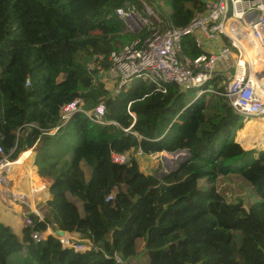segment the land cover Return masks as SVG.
Here are the masks:
<instances>
[{"label": "trees", "instance_id": "16d2710c", "mask_svg": "<svg viewBox=\"0 0 264 264\" xmlns=\"http://www.w3.org/2000/svg\"><path fill=\"white\" fill-rule=\"evenodd\" d=\"M145 1L175 27L205 4ZM127 2L0 0V149L15 160L42 140L32 165L52 178L50 220L29 214L21 238L0 222V264H264V151L256 158L246 151L255 140L235 127L224 97L188 98L176 84L147 80L117 92L106 85L109 53L137 36L121 33L114 12ZM183 52L199 53L188 36ZM74 100L80 110L64 118ZM99 104L100 123L83 112ZM262 120L246 123L264 149ZM180 149L188 157L175 169L140 166V157ZM123 153L126 162L112 160ZM40 172L32 175L35 189L45 179ZM232 174L255 201L229 202L213 190L217 177ZM51 224L81 238L73 244L82 250L51 234L32 239Z\"/></svg>", "mask_w": 264, "mask_h": 264}, {"label": "built area", "instance_id": "2783aa9c", "mask_svg": "<svg viewBox=\"0 0 264 264\" xmlns=\"http://www.w3.org/2000/svg\"><path fill=\"white\" fill-rule=\"evenodd\" d=\"M204 3V8L193 12L182 27L173 26L163 13L145 0H133L115 9V15L122 21L121 33L132 32L137 36L109 53L110 64L104 80L112 82L110 90L113 92L136 80H147L157 86L176 84L182 91H194L195 96L224 97L244 122L251 116L264 118V0H207ZM187 36L199 50L194 57L183 52V39ZM250 48H256L254 62L250 60ZM78 104L79 101L74 100L65 105L63 117L80 110ZM83 112L91 121H103L101 104ZM258 149L254 145L248 151L256 158ZM135 152L141 154L139 149ZM111 156L118 163L128 160L125 153ZM149 156L161 161L164 168L161 172H164L175 169L188 157V152L180 149ZM14 161L3 156L0 149V186L8 183L7 166ZM33 193L46 194V189L38 188ZM11 199L27 203L19 194H12ZM38 218L43 219L41 215ZM24 224L31 225L29 215ZM46 234L58 238L62 246L82 249L73 244L69 236L57 235L50 228L32 232L31 237L38 241Z\"/></svg>", "mask_w": 264, "mask_h": 264}, {"label": "rangeland", "instance_id": "374dc122", "mask_svg": "<svg viewBox=\"0 0 264 264\" xmlns=\"http://www.w3.org/2000/svg\"><path fill=\"white\" fill-rule=\"evenodd\" d=\"M202 1H207V0H202ZM105 82H106V85L108 86V88L111 89L112 88V82L109 79H107ZM185 92H187L186 95H187L188 98H194L195 97L194 91L188 90V91H185ZM243 122H244V118L242 116H239L237 118V124H240V125H235V127H238V128L240 127L241 135L243 137H245L247 140L254 139L255 141H257L254 135L256 134V132L258 130L255 131V132H250V128H249L248 124L246 123L247 121H245L244 123ZM235 127L232 128V130H233L232 134L233 135H234V128ZM255 141L252 140V142H251L252 146L255 145ZM252 146L246 148V150L248 151L249 149L252 148ZM29 149H31V148H29ZM258 150L259 151H264V149H262V148H259ZM24 151H26V150H24ZM24 151H22V152H24ZM22 152H20L19 155ZM33 154L34 153H32L31 157L29 158V161H30L31 164H32ZM254 154L256 155L255 152H254ZM19 155H18V157H19ZM1 158L3 159L4 157L1 156ZM30 163L27 164V165L30 166ZM139 163H140V166H141L142 170H144L145 172H149V173L157 172L159 174L162 170H164L161 161L158 158H156L155 156L140 157L139 158ZM9 181L10 180H8V182ZM201 185H203L205 187L208 186V184H206L203 181H201ZM38 187L46 189L47 188V184L40 183V185H38ZM212 187L214 188L213 189L214 191L219 192L224 197V199H226L229 202H236V201L242 199L244 204H245V206H247V205H249L250 203H252L253 201L256 200V196H255L254 192L252 191V188L250 187V185L248 183H246L244 180H242L241 178H239L237 175H234V174L217 177L215 179L214 184H212ZM37 189L38 188H36V189L34 188V191L37 190ZM41 199H43V200L41 201ZM47 199H48V196L38 199V202H36V204H35V211L31 207H29L30 204L28 205V204L22 202L19 205L20 208H21L20 211L21 212L29 211L30 214H35V215L39 214V216L41 215L43 218H47L48 220H50V217L48 215V211H47V208H46V204H45ZM15 207H16V205H15ZM49 227L52 228L53 224L49 225ZM71 237H72V239L76 238V237H73V236H71ZM74 240H76V239H74Z\"/></svg>", "mask_w": 264, "mask_h": 264}, {"label": "crops", "instance_id": "0c3cea01", "mask_svg": "<svg viewBox=\"0 0 264 264\" xmlns=\"http://www.w3.org/2000/svg\"><path fill=\"white\" fill-rule=\"evenodd\" d=\"M30 163V161H29ZM30 166L33 168L32 171L33 173H37L40 172L35 166H33L30 163ZM9 172V171H8ZM44 175V180L41 181V183H45V184H49L52 181L51 176H49L48 174H45L43 172H40ZM18 175L19 174H14L11 175L9 177V173H8V179L10 180L5 186H0V222L9 226L12 231L18 235L19 238L22 237V230L24 227V221H25V217L28 216L30 213L29 211L27 212H21V208H20V204L22 203V201L19 200H12L11 199V195L14 194L13 192H10L13 190L12 187H16L19 189H26V186H28V183H31V177H27L25 178L24 176H22L19 180H18ZM21 175H25V174H21ZM27 179V180H26ZM25 181V185H23L22 183ZM8 188V189H7ZM27 190V189H26ZM48 194V193H47ZM46 194V195H47ZM19 196H23V198L25 197L26 199V195L25 194H19ZM47 197V196H46ZM50 198V194H48V199ZM43 199H41L42 201ZM27 201V200H26ZM36 202H38V200L35 201L34 203V207ZM14 204V206L12 205ZM29 205V201H27V203ZM16 205V207H15ZM23 205V204H22ZM30 207V205H29ZM28 207V208H29ZM33 209V208H32ZM31 209V210H32ZM3 218H2V217ZM47 219V218H46ZM48 220V219H47ZM8 221V222H7ZM15 223V224H14ZM14 224V225H13ZM18 224V225H17ZM71 237V236H70ZM72 238V237H71ZM76 240H81V238H73ZM85 244H88L87 240H84Z\"/></svg>", "mask_w": 264, "mask_h": 264}, {"label": "bare ground", "instance_id": "6f19581e", "mask_svg": "<svg viewBox=\"0 0 264 264\" xmlns=\"http://www.w3.org/2000/svg\"><path fill=\"white\" fill-rule=\"evenodd\" d=\"M255 50H256V48H253V49H249L248 50V53H249V56H250V60L253 61V62L256 59L254 57V55H253L254 52H255ZM250 118L251 119H256V118H259V117L258 116H251ZM250 118L248 120H246L249 124H250ZM260 119H263L262 121L264 122V118H260ZM30 156H31V152L30 151L27 150L25 152H22L19 155V157L16 159V161H14L13 163H10L7 166V168H8V171H9V176L14 175L16 173L19 174L18 175V180L22 176H24L25 178L31 177V183H28V186H26V189L27 190L26 189H19V188H16V187L13 186L12 187L13 190L11 191V189H10V192H13L15 195H17V194H20V195L21 194H25L26 195V200L29 201L30 207L33 208V209H35V207H34L35 201L38 200V199H40V198H42V197H46L47 195L45 193H42V194H40V193H33L34 192V187H33V183L34 182L32 180V175L34 174L33 171H32L33 168L31 166H28L27 165V164H29L28 161H29ZM22 173L25 174V175H21ZM22 184L25 185L26 184L25 181ZM12 205L14 206V204H12Z\"/></svg>", "mask_w": 264, "mask_h": 264}, {"label": "water", "instance_id": "95a60500", "mask_svg": "<svg viewBox=\"0 0 264 264\" xmlns=\"http://www.w3.org/2000/svg\"><path fill=\"white\" fill-rule=\"evenodd\" d=\"M41 143H42V140H39L33 147H31L30 152L31 153L37 152L39 150V147L41 146ZM48 194H47V196H48ZM54 232L57 235H64L65 234V232L63 230L58 229V228H54Z\"/></svg>", "mask_w": 264, "mask_h": 264}, {"label": "clouds", "instance_id": "9594fccd", "mask_svg": "<svg viewBox=\"0 0 264 264\" xmlns=\"http://www.w3.org/2000/svg\"><path fill=\"white\" fill-rule=\"evenodd\" d=\"M101 105H102V104H101ZM103 111H104V110H103ZM103 113H104V112H103ZM27 150L30 151V149H27ZM27 150H26V151H27ZM31 154H32V153H31ZM17 157H18V156H17ZM30 157H31V156H30ZM160 173H161V172H160ZM47 193H49V192H48V190H47V188H46V194H47ZM24 226H25V225H24ZM48 228H50L49 225L47 226L46 229H48ZM50 229H51V230H54L53 227L50 228ZM46 235H47V234H46ZM46 235H45V236H46ZM65 235H66V236H69L70 240H72V242H73V239L70 237V235H69L67 232H65L64 236H65ZM84 245H85V249H87V248H88V245H86V244H84ZM78 246H79V245H78ZM80 246H82V245H80ZM85 249H83V250H85ZM78 250H82V249H78Z\"/></svg>", "mask_w": 264, "mask_h": 264}]
</instances>
